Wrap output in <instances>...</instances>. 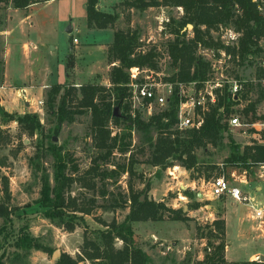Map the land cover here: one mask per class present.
<instances>
[{"label": "rangeland", "instance_id": "374dc122", "mask_svg": "<svg viewBox=\"0 0 264 264\" xmlns=\"http://www.w3.org/2000/svg\"><path fill=\"white\" fill-rule=\"evenodd\" d=\"M37 1L25 9L15 8L12 0L0 3V130L7 131L11 138L10 144L0 150V157H6V164L1 166V173L9 177L11 199L6 201L9 207L15 211L11 222L5 223L0 218V228L5 226L6 233H9V238L6 241L4 236L0 237L2 246L0 259L5 252L0 264H56L57 261L52 258L51 253H47L45 258H41L40 255L43 251L16 248L15 239L20 235L19 232L23 227H27L26 231L43 246L54 249V251L60 249L62 255L67 253L64 250L70 249V245L64 240L66 230L53 225L49 219L45 218L43 215L45 208L37 202L41 196L42 183L36 176V167H33L30 159L38 152L40 143L43 141L47 143L52 138L56 144L62 145L79 164L80 172L77 175L91 167L100 154V151L94 146L92 116L89 110L76 114L72 120L65 121L56 132V117L47 112V97L52 86L58 84L64 86L60 95L68 87L80 89L81 86L87 84L112 87L110 73L113 64L109 58L110 45L107 44L113 41L114 31L111 28L100 31L87 29L85 7L87 0ZM123 1L100 0V8L109 13H121L114 29L138 30L142 44L139 52L145 53L155 47L160 55V72L164 73L166 78L169 77L174 72V67L168 49L169 44L175 39V35L169 33L171 27L169 24L172 23L170 22L172 19L179 21L183 17V8L162 6L140 12L126 9L122 4ZM71 28L72 30L69 31ZM193 28L194 26H187L181 33H185L189 39L193 36ZM213 34L216 38L231 43L230 33L227 34L226 27L213 31ZM75 38L78 39L77 42L74 41ZM203 52L201 48L197 53L203 56ZM206 52L208 53L204 54V58L210 59L214 56L215 50L208 48ZM257 68H259L257 65H250L248 62L241 67L232 62L229 73L235 77L250 79L252 83H255ZM138 77H143V74ZM258 94L257 89H254L249 93L248 100L255 101ZM60 95L57 98L58 102ZM40 100L44 102L43 107L37 104ZM263 103L262 100L257 106V113L260 115L264 111ZM76 104L75 100L74 107ZM168 107L169 104L165 107H156L153 111L154 114L148 115L146 109L133 101L130 113L133 118L139 114L143 120L149 121L153 115H157ZM238 108L239 106H237ZM115 109H117L118 115L115 117H121L123 110L119 106H116ZM3 110L13 116L37 113L41 118L43 128L34 135H30L22 130L15 120L5 124L1 115ZM174 128L179 129L177 124ZM108 129L111 132V137L129 135L130 133L131 136L126 141H131L132 146L130 151L125 154L120 153L117 149L114 150L110 162L105 168L111 169L118 164H128L130 157L133 156L136 175L131 179L129 173L125 172L119 178H111L103 184L99 181L95 192L82 187L79 182L74 183L72 186L73 197L80 199L83 203L94 197L97 199V204L91 215L84 216L85 222L78 221L79 226L72 236L74 237L72 244L75 242L78 245L81 236L83 240L77 255L69 254L73 259H79L82 254L85 233H87V237L96 239L98 234L96 232L107 229L104 223L111 224L113 221L121 223L125 220L130 212V204L116 209H111L109 204H112L119 194L128 196L130 179L138 191L149 184L148 189L142 195L144 199L147 197L149 200L164 202L167 207L173 209L183 208L187 213L188 220L186 221L173 220L167 213L163 220H149L134 224L136 231H139V244L145 251L147 250L153 264H193L200 260V254L206 253L208 241L218 244L223 239L227 243L226 235L220 237L218 232H211L213 231L212 223L222 215L223 205L218 204L215 207L216 218L211 222L210 208H206V206L215 203L218 199L202 200L203 198H199L196 194L201 191L205 193L210 188L209 180L223 175L229 177V169L224 166V160L230 153L229 148L220 150L211 147L207 154L199 152L200 158L208 163L209 168L205 172L206 175L193 179L192 172L182 166L172 175L169 168L164 170L149 163L151 156L149 142L150 140L155 141L157 138L155 128L145 133L136 127L128 129L126 121L117 123L111 119ZM230 131L235 141L243 147L253 144L264 145L263 135L260 136L252 129L247 128L245 132L243 129L231 128ZM55 139L57 140L55 141ZM42 163L51 175V184L53 185L52 158L48 157L42 160ZM100 163L102 164V162ZM195 175L197 174L195 173ZM205 176H210V179L207 180ZM254 178L256 176H249V180L254 181ZM192 184H195V190L192 189ZM241 187L245 192L255 193L253 185ZM104 188L107 191L106 196H102L100 193ZM0 190V197H5L1 180ZM186 190L195 193V197L179 199V193L186 196ZM196 202L201 204V210L191 217L189 213L194 208L189 210V205ZM227 204L229 233L233 236L239 227L240 213L246 211L249 215L251 211L249 207L246 209L238 206L239 204L231 198L228 199ZM246 220L243 225V234L248 240H251V236L264 232V218L263 223L260 219L252 216H248ZM117 243H119L118 240L115 241V245ZM248 243L247 249L243 251L240 249L239 255L231 257L248 258L255 251L256 245L262 241ZM80 264H91V262L84 260Z\"/></svg>", "mask_w": 264, "mask_h": 264}, {"label": "trees", "instance_id": "16d2710c", "mask_svg": "<svg viewBox=\"0 0 264 264\" xmlns=\"http://www.w3.org/2000/svg\"><path fill=\"white\" fill-rule=\"evenodd\" d=\"M8 0H0V3ZM17 9H25L37 3V0H12ZM123 6L129 10L144 12L152 7L175 6L184 10V15L179 21L172 19L169 25V33L175 35L174 41L169 44V55L173 59L174 72L166 80L171 81H204L208 77L211 66L198 55L199 46L214 49L215 51L225 50L234 59L239 57L240 66L247 63L254 65L249 59L250 56H261L262 48L260 40L264 38V15L258 10L252 0H124ZM100 0H87V25L89 29H113L114 41L109 46V58L113 68L110 73L112 87L107 88L99 84H87L77 89L68 87L60 95L63 85H54L48 93L47 112L56 117L58 132L62 123L72 120L76 114L89 110L92 116L91 126L93 131L94 146L100 151L99 156L94 160L93 165L83 173L80 172L76 159L62 145L56 144L52 138L47 143H40L38 152L30 159L33 167H36V176L40 178L41 196L38 203L45 211L43 215L53 225L63 228L68 232H74L79 226L78 221L85 222V215H91L96 207L97 199L90 198L86 202L72 196V186L79 182L87 190L96 191L97 182H106L111 178H119L123 173L128 172L130 178L136 175L135 160L130 157L128 164H118L114 168H105L109 164L114 150L125 154L130 151L132 142L126 141L129 135L111 137L108 124L113 119L117 123L126 121L128 129L136 127L138 130L148 133L152 128L157 130L155 141L150 140L151 156L149 163L155 167L167 170L168 168L180 165L192 172L191 177L198 179L205 174L209 168L208 163L200 158L199 152L209 153L211 147L216 149L229 148V155L224 160V166L233 171L246 172L248 177L257 174V168L264 163V145L242 146L233 138L228 117L237 105L235 100L227 91L218 93L217 103L211 105L203 115L204 122L199 128L179 130L174 128L177 124L179 96L176 93L169 102V107L153 115L149 121H145L138 114L135 118L131 115V103L129 100L130 91L128 84L131 81V71L136 68L150 67L159 69V53L154 47L151 50L141 53V39L138 30L131 28L114 29L121 13L105 12L100 8ZM189 24L194 26L193 36L187 39L182 30ZM221 27H232L242 34L238 47L226 46L220 38H216L213 31ZM264 76V69L257 68V79ZM247 91L243 99L248 101V95L254 89L258 91V98L250 101L243 110V114L250 118L251 122L263 119L264 115H257V106L264 99L261 84H246ZM60 99L58 102V96ZM80 95V96H79ZM77 101L74 107V102ZM119 106L123 110L121 117H115L114 109ZM5 124L15 120L22 130L34 135L43 128L41 118L37 113H25V115H10L7 111H1ZM49 138V137H48ZM227 140V142H226ZM11 138L7 131L0 130V150L10 144ZM52 158L53 181L51 175L44 167L42 160ZM102 162V164L100 163ZM6 164V157H0V180L4 187L5 197H0V218L5 223L11 222L15 211L9 207L11 194L9 188V177L1 173V166ZM215 168V167H214ZM195 173L197 175H195ZM39 174V175H38ZM207 180L210 176H205ZM130 179L128 196L119 194L112 204L111 209L122 208L130 204V212L121 223L113 221L111 224L104 223L105 231H98L97 238L91 239L85 233L82 254L79 259H73L69 254L63 253L56 264H80L88 260L91 264H152L153 260L149 254L137 244L135 240L134 224L149 220H163L167 213L176 221L188 220L187 213L183 208L173 209L167 207L164 202L149 200L147 197L141 200V196L148 189L147 187L138 191ZM98 180V181H97ZM210 181V180H209ZM1 191V190H0ZM106 196L104 188L100 192ZM188 198H194L195 193L186 190ZM197 196V194H196ZM7 200V201H6ZM98 206V205H97ZM201 207L199 202L189 205L191 208ZM212 233L218 232L225 235L226 224L223 219H217L212 223ZM5 226L0 228V237L8 240L9 233H6ZM26 230L21 228L18 237L15 239V246L21 250H39L53 254L54 249L43 246L35 237H32ZM116 240L123 241V247L117 248ZM227 244L223 239L218 244L208 241L205 249V256L193 264H264V261H243L230 262L226 259ZM2 246L0 245V251ZM3 252L0 261L3 259Z\"/></svg>", "mask_w": 264, "mask_h": 264}, {"label": "built area", "instance_id": "2783aa9c", "mask_svg": "<svg viewBox=\"0 0 264 264\" xmlns=\"http://www.w3.org/2000/svg\"><path fill=\"white\" fill-rule=\"evenodd\" d=\"M257 6L258 10L264 15V0H252ZM223 28V27H221ZM227 34L230 33V42L222 41L226 46L238 47L242 34L236 30L226 27ZM75 42L78 39L75 38ZM260 47L262 48L261 56H250V60L254 65L264 69V38L260 40ZM204 54L208 53L203 46ZM214 56L210 59L204 58L211 66V71L204 81H171L166 80V75L160 72V69H152L150 67L136 68L131 71V81L128 84L130 90V103L133 101L139 103L144 109L148 111V115L154 114L156 107H165L169 104L170 99L177 93L179 96L178 121L177 127L183 131L189 128H199L203 122V115L209 110L211 105H215L218 99V93H223L225 89L229 94L237 100V105L233 107V112L228 117L229 127L235 129H252L255 133L264 138V118L255 122H251L249 118L243 114L244 108L251 101H244L243 95L247 91L246 84L251 82L250 79L235 77L230 75L229 69L231 63L235 62L237 66L241 67L239 57H234L225 50L215 51ZM248 62V61H247ZM160 68V67H159ZM143 74V77H138ZM171 76V75H170ZM169 76V77H170ZM257 76L255 77V79ZM261 82H258V81ZM252 83V82H251ZM261 84V89L264 93V76L256 79L253 84ZM264 102V99H263ZM38 106L43 107L42 100L37 102ZM237 106L239 108L237 109ZM236 107V108H235ZM241 108V109H240ZM264 109V103H263ZM163 110V109H162ZM258 114V113H257ZM260 115V114H258ZM261 115H264V111ZM260 115V116H261ZM179 166L175 165L169 168L170 174L174 175ZM256 177L264 178V163L257 168ZM249 184V177L246 172L233 171L229 177L223 175L209 181L210 188L205 192L207 200L222 197H231L235 201L249 207L252 215L260 219L263 223L264 218V202L261 203L250 192H245L241 185ZM179 199L185 200L187 196L179 193Z\"/></svg>", "mask_w": 264, "mask_h": 264}, {"label": "crops", "instance_id": "0c3cea01", "mask_svg": "<svg viewBox=\"0 0 264 264\" xmlns=\"http://www.w3.org/2000/svg\"><path fill=\"white\" fill-rule=\"evenodd\" d=\"M86 3H87V1H86ZM86 13H87V11H86ZM86 27L90 31L105 30V29H89L88 25H87V22H86ZM73 30H74V28H73ZM111 30H113V29H111ZM113 41H114V37H113ZM113 41L111 43H108L107 45L112 44ZM70 50H71V48H70ZM116 64L117 63H113V65H116ZM179 168L181 169V166H179ZM243 185H245V186L253 185L255 193H253L252 195H254L259 202H261V203L264 202V178L260 179V178L256 177V178H254V181L253 180H249V184H242L241 186H243ZM191 187H192L193 190H195V184H192ZM200 194H202V198H203L202 200H206L207 199L206 198V194L204 192L202 193V191H201V192L197 193V196L199 198H200ZM229 198H231V197L219 198L215 203H212V204L206 206V208H208V207L210 208L209 209L210 210L209 211V216L212 218L211 222H213L215 220V218H216L215 213H214L216 211L215 207L218 204H222L223 205L222 206L223 211H221L222 215L220 217H218V219H223L225 221V224H226V229H225V235H226V238H227L226 259L228 261H230V262H243V261H255V260H258V258L260 256L264 255V232H261V233L257 234L256 236L253 235V236H251V240H248L245 237V234H243V225L246 223V221H247L246 218L248 216H252V217H254V216L252 215V212H250L249 215H247V212L243 211V212L240 213L238 230H237L235 235L231 236L230 233H229V224H228V221H229V213L228 212L229 211H228V207H227L228 206L227 201H228ZM231 199H233V198H231ZM235 202H237V201H235ZM237 203L239 204L238 206H241V207H244V208L248 209V206H246L244 204H241L239 202H237ZM200 210H201V208L200 209L198 208V209L190 210L189 216L192 217V216L196 215ZM237 212H239V211H237ZM235 214H237V213L235 212ZM58 229H60V228H58ZM134 230H135V240H136L137 244L140 246V244H139V240H140L139 231H136L135 228H134ZM73 234H75V232L73 233V232H67L66 231L64 233V235L66 236L64 238L65 243L70 245V249L64 250V252H67L71 256L77 255V252H79V246H80V244L82 243V240H83V238L81 236L80 240H78L79 241L78 245H76L75 242L72 244V241L74 240V237H72V236H74ZM258 240L262 241V243H260L259 245H256L255 251L252 252L249 255L248 258H246V257L245 258H232V257H236L237 255L240 254L239 253L240 249L242 251L244 249H247L248 245H249L248 242H251V241L255 242V241H258ZM118 241H119V243L116 244V247L117 248H122L123 247V241H121V240H118ZM72 246H74L75 248H73ZM40 256H41V258H45L44 256H47V253L41 252ZM204 256H205V254H203V255L200 254V257H199L200 260H202L204 258Z\"/></svg>", "mask_w": 264, "mask_h": 264}, {"label": "water", "instance_id": "95a60500", "mask_svg": "<svg viewBox=\"0 0 264 264\" xmlns=\"http://www.w3.org/2000/svg\"><path fill=\"white\" fill-rule=\"evenodd\" d=\"M188 26L193 27L192 24H189ZM71 30H72V28H71L69 31H71ZM19 83H20V81H19ZM116 110H117V109H115L114 114H115L116 116H118ZM56 140H57V139H55V141H56ZM200 197H202V194H200ZM141 199L143 200V199H144V196H142ZM61 255H62V251H61L60 249H56V250L53 252V254H52V258H53L55 261H58L59 258L61 257ZM259 259H260L261 261H264V255L260 256Z\"/></svg>", "mask_w": 264, "mask_h": 264}]
</instances>
